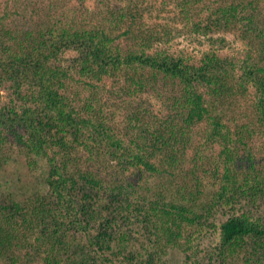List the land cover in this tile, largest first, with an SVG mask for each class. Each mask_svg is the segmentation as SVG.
<instances>
[{
	"label": "trees",
	"instance_id": "obj_1",
	"mask_svg": "<svg viewBox=\"0 0 264 264\" xmlns=\"http://www.w3.org/2000/svg\"><path fill=\"white\" fill-rule=\"evenodd\" d=\"M76 1L79 21L72 24L63 19L69 0H12L15 10L7 14L22 16L24 23L6 26L0 18V88L9 85L18 99L27 88L33 103L19 112L0 107V151L12 140L33 162L44 159L47 168L45 197L0 208V262L87 264L89 255L81 253L89 248L100 256L97 248L111 236L115 222L94 225L95 207H81L78 193L95 191L104 182L86 170L102 150L108 156L121 151L128 162L118 168L136 169L133 177L117 175L108 184L106 201L120 196L122 205H130L138 199L140 217L145 215L138 222L146 231L149 217L170 215L160 205L178 210L182 220L186 214L210 217L224 210L223 250L251 241L264 251V224L244 212L264 206V143L261 159L246 150L256 135L264 139V0H96L95 10L86 7L89 0ZM204 13L202 27L194 19ZM118 33L138 50L122 54L115 44ZM217 33L224 44L230 33L247 42V58L235 63L207 53L200 64L189 65L182 57L148 53L171 35L211 40ZM66 50L78 53L74 63L90 82L107 76L132 89L118 109L126 113L118 133L109 126L112 117L104 116L93 83L79 108L62 94L66 75L50 63ZM149 89L160 104L157 111L145 99ZM123 133L132 139L127 152L122 151ZM80 146L91 156H81ZM200 169L212 177L223 171L217 190L205 192ZM151 178L165 181L158 183L157 194ZM188 183L195 184L193 189ZM151 190L152 198L143 196ZM165 192L175 196L168 199ZM173 222L180 221L175 217ZM170 227H164L166 243L172 241ZM155 232L156 227L150 230Z\"/></svg>",
	"mask_w": 264,
	"mask_h": 264
},
{
	"label": "rangeland",
	"instance_id": "obj_2",
	"mask_svg": "<svg viewBox=\"0 0 264 264\" xmlns=\"http://www.w3.org/2000/svg\"><path fill=\"white\" fill-rule=\"evenodd\" d=\"M11 1L0 0V18L2 22L6 26H9L10 22L15 20L24 23L22 16L7 14V12L15 10ZM69 1L65 7L66 12H64L65 16H63V19H67L72 24L75 21H79L80 12L75 8L77 1ZM95 3L96 0H89L85 5L90 10H95ZM5 14L8 16H5ZM205 14H196L199 18L196 17L194 19L202 27L207 24L204 18ZM65 22L67 21L63 20V23ZM96 22H92L94 26ZM120 33L115 34V44L119 45L122 54H129L131 51L138 50L134 42L129 41L127 37L122 36ZM196 35H171L167 43L156 45L148 53L162 52L170 56L182 57L189 65L200 64V60L207 53H215L219 57L227 58L235 63L245 60L248 56L249 47L246 45L247 42L242 41L233 33L225 36V44L218 41L219 33L215 34L214 37L211 36V40L204 38L199 40ZM77 57L78 53L76 51L66 50L58 55V60H53L50 63L52 68L61 69L66 75V78H63V85H65L62 88V94L66 95V98L74 104V107L79 108L81 104L85 103L90 92L88 85L93 83L94 88L98 91L101 104H104V116L112 117L111 122L108 124L110 127H114V131L118 133L119 129L124 128L126 114L122 109H118L123 107V100L127 98V93L132 91V89L129 90L128 86L116 83V81L107 76H104L100 82H90L80 75L74 63V59ZM26 89H23L22 96L18 99L9 85L0 88V107H8L18 112L24 107H32L31 93ZM148 91L145 99L154 102L156 104L155 110H159L160 104L153 97L155 95L154 91L151 89ZM250 93L253 95L254 90L251 89ZM249 98L251 99V97ZM120 139L124 141L122 151L127 152L132 146L131 136L123 133ZM139 141L144 144L142 138ZM263 143L264 139L260 135H256L248 142L246 150L256 154L257 158L261 159L260 150L263 147ZM102 147H106V145L104 144ZM54 150L57 151L56 149ZM214 150L216 154L220 151L218 146ZM78 151H82L80 152L81 156H91L89 151H83L82 146L78 148ZM152 151L149 150L148 153L151 154ZM242 151H244V148ZM49 154L53 156L50 150ZM95 158L92 166L86 167V170L90 171L96 179H102L104 182L100 183L95 191L91 192L89 189H85L79 192V204L83 207L88 203V205L95 207L93 211L95 213L93 218L94 225L99 226L106 220L114 221L115 223L111 236L102 243L101 248H97L100 256L92 252L91 248L81 253L85 257L89 255L87 264H255L258 260L264 261V251L258 249L254 242L252 243L251 241L241 242L232 250H223L220 242L219 225L224 210H218L219 214L210 217L200 214H196L197 216L186 214L182 220L178 210L160 205V209L168 211L170 215L165 214V217H162L163 214H161L158 216L159 220L162 218V221L153 218V216L149 217L148 226L151 228L146 231L143 229V225L138 222L139 219L141 220L145 216L143 213L140 217L137 209L138 204L135 203L138 199H131L130 205H122L124 203H122L120 196H114L111 202L106 201L107 193H105V188L108 184L116 181L117 175L120 179L133 177V174H136V169L131 168V166H126L128 167L126 170L118 168V163L128 162L127 158L123 160L121 151H115L108 156L102 150V153L95 155ZM33 161L22 154L12 140H9L0 151V208L24 203L38 195L45 197L47 193L46 163L44 159ZM189 163L192 162L189 160ZM222 173L223 171L220 170V173L216 172V176L212 177L211 174H208V171L199 170L197 176L206 186L205 192L208 193L209 190L218 189ZM149 182L157 184L156 189L153 190L157 194L160 189L158 183L165 181L159 178H151ZM188 184L190 185L188 187L193 189L195 184ZM174 188L176 189V187ZM151 192L152 190L144 193L143 196L152 198L154 194ZM148 193L151 194L148 196ZM162 196L170 199L175 195L172 196L170 192H165ZM168 205L170 206V204ZM244 212H248L247 216L252 220H257L264 224V206L260 207L258 204L252 209L244 208ZM1 216L2 214H0ZM175 217L180 221L176 225L173 222ZM169 224H171V227ZM154 227H156L155 234H150V230L152 231ZM164 227L172 229V232L169 231L167 233L172 239L171 243H166L168 239L165 235L166 232L164 233ZM50 259L54 260L55 258ZM3 263V261L0 262V264ZM39 264L44 263L40 262Z\"/></svg>",
	"mask_w": 264,
	"mask_h": 264
}]
</instances>
